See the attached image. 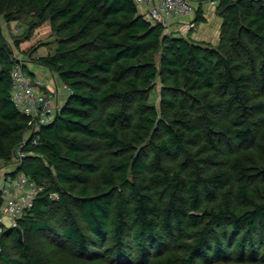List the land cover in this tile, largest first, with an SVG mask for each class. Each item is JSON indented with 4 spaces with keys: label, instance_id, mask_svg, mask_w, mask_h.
I'll list each match as a JSON object with an SVG mask.
<instances>
[{
    "label": "trees",
    "instance_id": "trees-1",
    "mask_svg": "<svg viewBox=\"0 0 264 264\" xmlns=\"http://www.w3.org/2000/svg\"><path fill=\"white\" fill-rule=\"evenodd\" d=\"M0 15L49 27L55 48L34 61L68 88L25 140L17 172L37 194L0 264H264L263 0H218L217 43L133 0H0ZM20 44L0 23V167L28 128L11 100Z\"/></svg>",
    "mask_w": 264,
    "mask_h": 264
},
{
    "label": "built area",
    "instance_id": "built-area-1",
    "mask_svg": "<svg viewBox=\"0 0 264 264\" xmlns=\"http://www.w3.org/2000/svg\"><path fill=\"white\" fill-rule=\"evenodd\" d=\"M136 5L145 7L144 16L152 23H159L167 30L177 20H183L194 15V0H133ZM264 1V0H263ZM190 26H188L189 29ZM13 64L11 71V100L18 110L28 117V128L23 141L14 152L13 162L0 167V235L7 228L17 225L23 213L30 209L37 194V188L23 172H17V165L24 152L25 140L49 124L55 117L59 103L52 94L38 90L43 82L37 78L28 77L22 70L19 58ZM67 92L68 88L62 86ZM38 136L32 143L36 144ZM31 153V152H30ZM1 251V248H0Z\"/></svg>",
    "mask_w": 264,
    "mask_h": 264
},
{
    "label": "crops",
    "instance_id": "crops-1",
    "mask_svg": "<svg viewBox=\"0 0 264 264\" xmlns=\"http://www.w3.org/2000/svg\"><path fill=\"white\" fill-rule=\"evenodd\" d=\"M195 7L201 6L204 22L194 23V15L183 20H177L174 22L169 31L174 35H181L189 37L194 41L217 43L220 33L221 20L216 15V6L218 0H194ZM140 13H144L145 7L143 5H136ZM191 30V34L188 36L184 32L180 31L183 29ZM185 27V28H184ZM19 60H23V64L26 66L27 71L33 78H37L43 82V85L38 86V90L52 94L55 101L59 104L65 99L66 92L60 87L63 85L59 82L58 78L46 67L38 64L34 61L36 57H28L20 55ZM33 58V59H32Z\"/></svg>",
    "mask_w": 264,
    "mask_h": 264
},
{
    "label": "rangeland",
    "instance_id": "rangeland-1",
    "mask_svg": "<svg viewBox=\"0 0 264 264\" xmlns=\"http://www.w3.org/2000/svg\"><path fill=\"white\" fill-rule=\"evenodd\" d=\"M31 21L30 16L23 15L18 20L8 23L4 20V17L0 15L2 33L6 40L12 45L14 44L15 39L21 40L20 48L16 49L14 47L16 50L13 49L14 55L17 57L20 56L21 52H25L28 57L37 58L40 55L47 54L48 51H53L55 48L54 37L51 35L49 27L46 24H43L31 28ZM180 31L188 36L191 34V30H187L186 28ZM168 32H170L169 29ZM60 88L63 90L62 87ZM151 95L155 105L158 107L159 84L156 85Z\"/></svg>",
    "mask_w": 264,
    "mask_h": 264
}]
</instances>
